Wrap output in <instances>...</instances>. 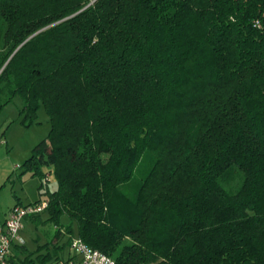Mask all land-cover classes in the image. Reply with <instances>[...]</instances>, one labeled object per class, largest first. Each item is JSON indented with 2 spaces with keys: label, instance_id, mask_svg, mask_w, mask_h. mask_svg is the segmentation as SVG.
Returning <instances> with one entry per match:
<instances>
[{
  "label": "trees",
  "instance_id": "obj_1",
  "mask_svg": "<svg viewBox=\"0 0 264 264\" xmlns=\"http://www.w3.org/2000/svg\"><path fill=\"white\" fill-rule=\"evenodd\" d=\"M15 97L50 124L37 249L75 225L117 264H264V0H0V112Z\"/></svg>",
  "mask_w": 264,
  "mask_h": 264
},
{
  "label": "rangeland",
  "instance_id": "obj_2",
  "mask_svg": "<svg viewBox=\"0 0 264 264\" xmlns=\"http://www.w3.org/2000/svg\"><path fill=\"white\" fill-rule=\"evenodd\" d=\"M19 100L18 97H15L0 112V217L17 197L21 204H26L28 201L34 200L39 194L40 177L39 175H30L25 166V160L31 155L33 147L47 135L50 124L42 106L37 111L38 122L33 121L27 124L23 114L19 112L21 107ZM148 160V158L144 160L138 171L134 173L135 181L142 175ZM50 178L52 179L50 182L48 181V186L55 188V180L53 177ZM240 181L241 177L236 173L229 180L228 184L231 186L228 184L226 186L234 190ZM46 215L47 213H42L41 217ZM64 219L66 220V217ZM73 229V238H78L75 225ZM21 231L27 248L25 251L27 254L22 258V260L26 259L24 264H42L36 256V252L43 249L37 248L51 240L50 238L55 231L53 223L44 221L34 225L31 221H25ZM67 241L68 236H65L62 242L66 245ZM64 255L65 251L60 252L59 261H54L52 264H62ZM15 263L23 264L18 259Z\"/></svg>",
  "mask_w": 264,
  "mask_h": 264
},
{
  "label": "built area",
  "instance_id": "obj_3",
  "mask_svg": "<svg viewBox=\"0 0 264 264\" xmlns=\"http://www.w3.org/2000/svg\"><path fill=\"white\" fill-rule=\"evenodd\" d=\"M50 177H53L52 171H45L43 180L48 182ZM47 203L46 198L27 204L15 203L9 208L4 219H0V264H13V246L23 243L20 230L23 229L24 217L44 211ZM69 247L72 256L64 264H117L112 256L89 246L79 237H72Z\"/></svg>",
  "mask_w": 264,
  "mask_h": 264
},
{
  "label": "crops",
  "instance_id": "obj_4",
  "mask_svg": "<svg viewBox=\"0 0 264 264\" xmlns=\"http://www.w3.org/2000/svg\"><path fill=\"white\" fill-rule=\"evenodd\" d=\"M53 178H54V177H53ZM51 179H52V178H50L49 182L51 181ZM40 197H41V195L38 194V196H37L34 200H30V201H28L27 203L34 202L35 200L39 199ZM17 202L20 203L18 197H17V199H16L12 204H10V205L7 207V209L3 212V216L0 217L1 220L4 219V217L6 216L7 211L9 210V208H10L13 204H15V203H17ZM27 203H26V204H27ZM46 216H47V215H46ZM41 218H42V219H45L46 217L43 216V217H41ZM25 221H31V222L34 223V225H35L36 223H38L37 221H34L32 217H24V220H23V228H24V222H25ZM62 222H63V223H66L67 220H65L64 217H63V218H62ZM34 227H37V226H34ZM35 229H36V228H35ZM22 230H23V229H22ZM20 231H21V230H20ZM20 235H21L22 238H23L22 231L20 232ZM53 235H54V234H53ZM53 235H52V237H51L50 239H53ZM65 236L67 237L68 234L65 233V232H62L61 236H59L58 239H54V240L57 242V245H60V248H59V249H57V250H55V249H43V250H40V251L36 252V255H38V254H40V253H45V252H48V251H49V253H51V255H50L51 258H50V260L47 261L46 263H47V264H52L54 261H57V260L59 261V259H60L59 254H60V252L62 253V252L65 251V255L62 257V264H64V263H65L68 259H70L71 256H72V251H71V249H70V247H69V243H67V244L65 245V244L62 242V241L64 240ZM72 237H73V236H72ZM48 241H50V240H48ZM48 241H46V242H48ZM24 243H25V240H24V238H23V243H21V244H17V245H15V246H13V249H12V257H13L14 262H16V259L22 261L23 256H25V255L27 254V253L25 252L27 248L25 247V244H24ZM55 257H56V259H55Z\"/></svg>",
  "mask_w": 264,
  "mask_h": 264
}]
</instances>
